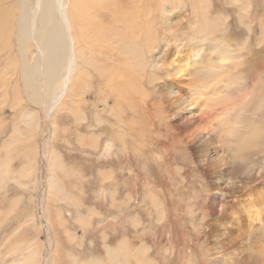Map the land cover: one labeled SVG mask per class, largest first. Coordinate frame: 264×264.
I'll list each match as a JSON object with an SVG mask.
<instances>
[{"label": "rangeland", "instance_id": "1", "mask_svg": "<svg viewBox=\"0 0 264 264\" xmlns=\"http://www.w3.org/2000/svg\"><path fill=\"white\" fill-rule=\"evenodd\" d=\"M86 1L81 12V0H63L75 21L79 56L97 68L110 62L108 53L131 51L137 78L148 80L146 92L136 82L145 98L160 87L157 68L166 53L177 59L185 50H202L212 65L225 64L205 79L210 90L203 95L219 136L225 128L215 129L216 121L234 119L231 104H242L256 74L264 73V0H119L125 14L135 8L143 29L138 43L120 23L117 0ZM33 8L34 0H0V264H185L188 256L194 264H210L204 252L210 253L212 241L204 240L208 228L202 226L209 180L194 146L185 155L172 144V134L155 151L146 138L121 147L127 126L106 124L101 81L87 76L71 79L77 85L73 102L58 112L66 124L53 128L48 107L64 71L49 68L63 67L66 54L51 57L43 32L53 27L48 15L36 20V35L30 34ZM82 103L85 112L78 108ZM251 110L246 104L247 127L264 118V105L258 115ZM118 114L131 121L125 105ZM110 127L120 130L111 141L101 133ZM247 189L223 200L234 201ZM195 214L203 218L195 221Z\"/></svg>", "mask_w": 264, "mask_h": 264}, {"label": "bare ground", "instance_id": "2", "mask_svg": "<svg viewBox=\"0 0 264 264\" xmlns=\"http://www.w3.org/2000/svg\"><path fill=\"white\" fill-rule=\"evenodd\" d=\"M89 1L97 4L95 0ZM87 3L86 0H81L78 10L86 12ZM126 3L128 4V0ZM114 8H117L120 23L125 22V28L128 29L127 37L138 43L137 31L142 32L143 29L138 25L133 10L135 8L128 7V12L125 14L126 5L119 0L114 4ZM45 14L53 23L52 28L43 29V32L49 34L47 45L53 48L50 51L51 57L60 52L62 54V50H65L66 54V63L64 61L63 67L49 68L53 74L64 71L59 87L57 85L58 90L54 93L52 103L50 102L51 106L48 107V113L53 119V128H59L58 124H66L65 118L58 116V112L70 105L69 102H73V90L77 86L71 83L73 77L75 80H80L87 76L89 79L97 80L98 83L101 81L103 102L106 105V124H117V127L118 123H121L127 126V138H129L120 140L121 147L131 146L136 144V141L146 138L148 150L155 151L172 134L175 135L172 144L178 145L185 155L189 154L188 145L194 146L199 162L206 167L203 175L209 180L206 182L210 194L209 208L204 211L205 225H202L208 228L204 231V240L212 241L208 249L210 253L204 252L205 258L212 259L209 263L264 264V182H261L264 180V118L254 125L249 124L251 127L245 124L247 123L245 105H252L250 113L254 115H258L264 105V73L256 74V82L253 83L250 92L244 93L247 97L242 104L240 103L239 106L231 104L234 119L223 116L216 121L215 129L225 128L219 136L212 128L214 125L211 123L212 115L206 113V111L214 113V109L208 107L211 102L203 95L205 91L210 90L205 79L218 74V70L225 64L212 65L208 60L210 55H204L202 50L194 53L192 50H185L184 56L177 59L166 53L163 57L164 62L162 61V65L157 68L158 75L162 78L160 87L145 98L143 93H138L136 82L139 81L138 87L142 92H146L148 80L146 76L137 78V72L133 68L135 59L130 58L131 51L124 56L121 54L123 57L115 50L112 53L107 52L106 59L110 62H104V67L99 65L95 68L96 64L86 63L85 59H88L86 55L80 57L78 54L80 49L76 47L73 36L75 21L71 12L68 13L65 9L63 0L49 2L34 0L30 34L33 37L36 35V20L39 17L44 18ZM54 15L57 20H53ZM82 27L85 29L84 25ZM53 28L59 33L54 34ZM20 29L25 31L22 26ZM118 36L120 35L117 34ZM118 39L120 37L117 41ZM122 39L125 40V37ZM95 69L101 71L95 75V72L93 73ZM24 75H27L26 69ZM51 81L57 79L52 78ZM198 103L202 111H199V106L196 105ZM121 105H125L127 110L131 111V121L122 122L120 113L117 117L114 115ZM84 106L83 103L81 106L78 105L79 110L85 112ZM75 131H79L77 127ZM115 132L120 130L114 128L112 130L111 127L101 129V133L108 135L110 141ZM247 187L249 189L240 198L230 202L223 200L226 193L234 194ZM170 203V200H167V206ZM194 217L195 221H198L199 216L195 214ZM202 218L203 216L199 219ZM149 260L145 262L151 263L152 261ZM185 264H194L193 259L188 256Z\"/></svg>", "mask_w": 264, "mask_h": 264}]
</instances>
